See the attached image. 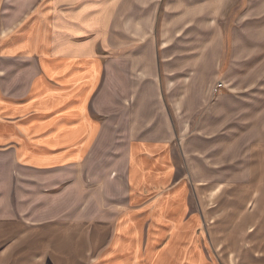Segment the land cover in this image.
Returning a JSON list of instances; mask_svg holds the SVG:
<instances>
[{"label":"crops","instance_id":"obj_1","mask_svg":"<svg viewBox=\"0 0 264 264\" xmlns=\"http://www.w3.org/2000/svg\"><path fill=\"white\" fill-rule=\"evenodd\" d=\"M152 2L43 0L22 25H13L9 41H0V175L11 178L13 164L27 172L26 184L19 182L26 194L20 193L34 217L40 198L66 202V188L62 192V181L52 176L85 165L107 138L106 153L121 155L114 163L115 178L108 179L123 178L126 194L113 222L109 248L114 250L131 249L128 242L147 252L168 250L174 243L189 249L204 226L191 207L189 182L179 178L173 139L180 134L169 108L175 112L196 104L204 97L198 90L204 89L192 83L196 74L189 84H165L160 73L203 66L218 57L211 50L159 48L168 29L148 22ZM125 3L130 6L123 18L134 20L119 25ZM187 12L175 23L177 32L183 29L178 35L197 21ZM148 31L155 33L148 38ZM193 35V43L213 39L210 30ZM136 40L141 46L128 55L126 45ZM121 55L122 94L107 81L113 58ZM123 262L131 264V258ZM136 263L201 264L188 257L139 258Z\"/></svg>","mask_w":264,"mask_h":264},{"label":"rangeland","instance_id":"obj_2","mask_svg":"<svg viewBox=\"0 0 264 264\" xmlns=\"http://www.w3.org/2000/svg\"><path fill=\"white\" fill-rule=\"evenodd\" d=\"M42 2L0 0V41H9L13 25H22ZM153 2L148 22L155 20L168 29V33L163 31L167 43L159 48L164 44L169 52L211 50L218 57L203 66L160 73L165 84H189L196 74L192 83L204 89L198 90L204 97L196 104L176 107L175 112L169 107L180 134L173 139L179 178L189 182L191 207L204 221L194 245L185 249L174 243L168 250L148 252L134 250L129 242L131 249L109 248L113 222L126 194L123 178L108 179L115 178L114 163L121 155L106 153L104 138L101 149L85 165L52 176L62 181V192L66 188V202L40 198L34 217L27 197L20 193L26 194V185L21 187L19 182L26 184L27 172L13 164L11 178L5 172L0 175V264H125L123 259L128 257L131 264L153 257H188L201 264H264V0ZM125 4L119 25L123 19L126 23L134 20L123 18L130 6ZM187 11L197 21L178 35L183 29L177 32L175 23ZM202 30L212 31L213 39L193 43V33ZM154 33L148 31L147 37ZM140 46L139 40L128 43L131 51L127 54ZM113 60L107 81L115 83L122 94V67L117 66H123L124 56ZM177 118L185 121L177 122ZM55 193L59 194V188ZM64 203L66 207H60Z\"/></svg>","mask_w":264,"mask_h":264},{"label":"built area","instance_id":"obj_3","mask_svg":"<svg viewBox=\"0 0 264 264\" xmlns=\"http://www.w3.org/2000/svg\"><path fill=\"white\" fill-rule=\"evenodd\" d=\"M220 88H222V86H219Z\"/></svg>","mask_w":264,"mask_h":264}]
</instances>
